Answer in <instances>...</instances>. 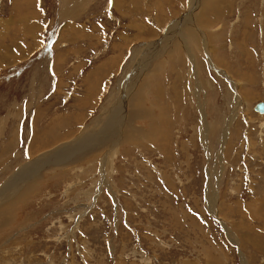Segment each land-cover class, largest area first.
I'll return each mask as SVG.
<instances>
[{"label":"rangeland","instance_id":"rangeland-1","mask_svg":"<svg viewBox=\"0 0 264 264\" xmlns=\"http://www.w3.org/2000/svg\"><path fill=\"white\" fill-rule=\"evenodd\" d=\"M261 101L264 0H0V264H264Z\"/></svg>","mask_w":264,"mask_h":264},{"label":"crops","instance_id":"crops-1","mask_svg":"<svg viewBox=\"0 0 264 264\" xmlns=\"http://www.w3.org/2000/svg\"><path fill=\"white\" fill-rule=\"evenodd\" d=\"M12 14H14V13H12ZM14 17H15V16L13 15L11 19H13ZM41 26L43 27V29H41L40 31H43V30L45 29V23H41ZM41 26H40V27H41ZM28 30L31 31V28L28 29ZM41 42H42V39H41ZM18 48L22 49V45H19ZM16 53H17V51H16V49H15V51L13 52V54H15L16 56H18V53H17V54H16ZM18 57H19V56H18ZM9 59H10V56H9ZM11 59H12V58H11ZM14 59L17 61V58H16V57H15Z\"/></svg>","mask_w":264,"mask_h":264},{"label":"water","instance_id":"water-1","mask_svg":"<svg viewBox=\"0 0 264 264\" xmlns=\"http://www.w3.org/2000/svg\"><path fill=\"white\" fill-rule=\"evenodd\" d=\"M255 110L258 112L264 113V101L257 103L255 106Z\"/></svg>","mask_w":264,"mask_h":264},{"label":"bare ground","instance_id":"bare-ground-1","mask_svg":"<svg viewBox=\"0 0 264 264\" xmlns=\"http://www.w3.org/2000/svg\"><path fill=\"white\" fill-rule=\"evenodd\" d=\"M195 8V7H194ZM184 26V25H183ZM192 28V27H191ZM182 30V29H181ZM190 30H192V29H190ZM187 31V30H186ZM189 31V30H188ZM191 32V31H190ZM179 35V34H178ZM203 109V108H202ZM261 113V112H260ZM54 152V151H53ZM38 158V157H37ZM49 163V162H48ZM42 164V163H41ZM35 165V164H34ZM34 165H33V167H34ZM31 166V165H30ZM41 166V165H40ZM32 167V166H31ZM35 168V167H34ZM33 169V168H32ZM28 174H30V173H28ZM27 174V175H28ZM19 176H17V180H19V178H18ZM3 194V193H2ZM3 197V196H2ZM4 200H6V199H4Z\"/></svg>","mask_w":264,"mask_h":264}]
</instances>
